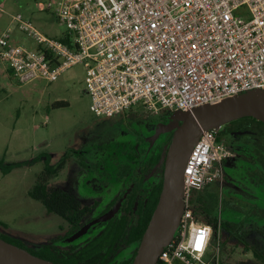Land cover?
<instances>
[{
  "label": "built area",
  "instance_id": "2783aa9c",
  "mask_svg": "<svg viewBox=\"0 0 264 264\" xmlns=\"http://www.w3.org/2000/svg\"><path fill=\"white\" fill-rule=\"evenodd\" d=\"M43 1L39 7L66 28L67 42L43 35L16 15L17 29L35 48L12 44L6 31L0 61L19 83L53 82L82 64L84 91L97 118L136 106L150 116L170 115L264 90V0ZM221 127L202 131L191 149L179 226L156 264H223L220 226L215 234L196 202L203 189L222 184L231 154L219 138ZM205 228L210 231L201 254L189 241Z\"/></svg>",
  "mask_w": 264,
  "mask_h": 264
},
{
  "label": "rangeland",
  "instance_id": "374dc122",
  "mask_svg": "<svg viewBox=\"0 0 264 264\" xmlns=\"http://www.w3.org/2000/svg\"><path fill=\"white\" fill-rule=\"evenodd\" d=\"M43 2L0 0V37L9 31L12 44L35 48V42L20 32L13 22V17L20 15L43 35L62 39L67 33L66 28L57 22L52 11L39 7L38 4ZM84 78L83 65L76 64L53 82L34 79L19 83L0 61V162L3 165H0V235L19 238L32 249L55 239L67 226L62 218L49 214L40 202L30 197V191L47 163L55 166L70 153L69 150L77 152L88 148L84 160L88 164H97L104 158L101 147L127 138L130 125L138 124L136 119L147 116L143 108L136 106L123 115L95 117L89 109ZM59 101L67 106L54 107L53 104ZM78 158L76 154L69 155L63 169L50 179L48 185L74 195L81 193L75 183L74 167L78 165ZM10 165L13 167L4 173L1 167ZM231 188L230 182H222L217 205L213 208L215 215H222L221 202L226 200ZM259 195L260 200L255 203L264 209V192ZM258 226L264 230V222ZM239 237L249 248L245 249L230 234H224L219 246L221 261L225 264H258L250 248L264 245V238L256 232L255 226H243Z\"/></svg>",
  "mask_w": 264,
  "mask_h": 264
},
{
  "label": "flooded vegetation",
  "instance_id": "af4514ba",
  "mask_svg": "<svg viewBox=\"0 0 264 264\" xmlns=\"http://www.w3.org/2000/svg\"><path fill=\"white\" fill-rule=\"evenodd\" d=\"M168 118L169 115H147L143 119H136L138 124L133 122L130 125L127 138L101 147L104 158L97 164H88L84 160L88 148L77 152L69 150L67 159L74 154L79 157L78 165L74 169L77 178L75 183L81 193L74 195L49 186L48 183L47 188L72 196L79 203V207L70 208L68 211H83L84 214L78 221L62 218L67 226L55 239L36 249L24 245L19 238H9L18 241L19 245L16 246L30 253L41 251L40 253L47 255V251H53L61 258L69 260L61 262L63 264L132 262L139 245L138 238L142 236V230L146 229L162 190L164 161L173 132L161 133L157 137L155 135L157 126L166 124ZM219 138L231 154L223 164L222 182H230L233 186L226 195V200L234 202L238 210L231 216L232 221H242L241 227L255 226L256 232L263 237V229L258 224L264 222V209L256 212L241 211L244 210L242 206L258 208L255 202L260 200L259 193L264 192V186L252 179L253 169H258V172L264 170H261L255 159L254 161L248 156L250 150L245 148L247 145L253 146L256 139L248 131L229 129L226 126L221 127ZM67 159L63 161V167ZM121 167L123 173L119 174ZM210 188L219 189L221 186L212 185ZM114 209L116 211L110 219L96 222ZM93 213L97 214L93 216ZM84 227H87V231L74 239Z\"/></svg>",
  "mask_w": 264,
  "mask_h": 264
},
{
  "label": "water",
  "instance_id": "95a60500",
  "mask_svg": "<svg viewBox=\"0 0 264 264\" xmlns=\"http://www.w3.org/2000/svg\"><path fill=\"white\" fill-rule=\"evenodd\" d=\"M251 117L264 124V90L244 92L222 102L195 108L191 111H174L166 124H159L156 137L173 132L168 146L163 171V186L158 203L142 234L131 264H156L162 250L175 236L183 211V172L191 149L202 131L224 126L232 121ZM115 209L96 222L110 219ZM82 228L75 237L83 235ZM0 264H54L37 257L0 238Z\"/></svg>",
  "mask_w": 264,
  "mask_h": 264
},
{
  "label": "trees",
  "instance_id": "16d2710c",
  "mask_svg": "<svg viewBox=\"0 0 264 264\" xmlns=\"http://www.w3.org/2000/svg\"><path fill=\"white\" fill-rule=\"evenodd\" d=\"M64 42H67L66 39H62ZM8 71V70H7ZM9 72V71H8ZM54 107H64L67 106V103L59 101L55 102L53 104ZM226 127H229V129L234 130H241V131H248L251 136H253L256 140L253 141V146H246L245 148L249 151V155L251 156L252 160H256L260 165L261 170H264V124L254 118L246 117L242 118L236 121H232L226 125ZM112 150L109 149V151ZM68 156V155H67ZM65 155L61 163H59L56 166H51L47 163V165L44 167L43 171L40 173V175L37 177V180L32 187L30 191V197L33 200H36L40 202L46 209V211L49 214L57 215L63 219L66 220H73L78 221L82 214H84L83 211H68L70 208L73 207H79V203L70 195H68L65 192H62L60 190L56 189H49L47 188L48 180L56 176L60 170L63 168V161L67 158ZM164 157L162 156V159ZM254 160V161H255ZM254 164V163H253ZM0 165L2 163L0 162ZM256 166V164H254ZM13 166L10 165L8 168L1 167L4 173H7V170L10 171V169ZM123 173V169L121 167V171H119V174ZM131 173L129 172V175ZM252 179L256 180V182H259L264 186V171H259L258 169H253L252 171ZM205 193V194H204ZM217 195H218V189H213L210 187H207L201 191L196 199L197 202V208L198 212L201 214L202 219L205 223L210 224L214 228V233L216 234L218 225L221 229V240H224V234H230L233 238L237 239L238 242H241L245 249H248L247 242L239 237L240 231H241V222H234L232 221V217L234 214H236L237 207L235 206L234 202L231 200H225L224 202H221V206L224 211H222V215L219 217L215 215V211H213L214 206L217 205ZM207 197V201L205 198ZM209 204L207 205L206 202ZM244 210L241 209V211H262L263 209L260 208H248L247 206H242ZM247 215V214H246ZM253 215V214H252ZM146 227V226H145ZM145 229V228H144ZM144 229L142 230L141 234L143 233ZM259 230V229H258ZM261 231V230H260ZM263 238H264V230H262ZM142 236H139L138 240L140 242ZM0 238L4 239L5 241L19 245L18 241H15L12 238L2 236L0 235ZM254 258L257 260L258 264H264V245H261L259 248L257 247H251ZM41 252V251H40ZM40 252H31L34 255L44 258L46 260L54 261L56 264H63L61 262L65 261L68 262L69 260H65L64 258H61L58 254H55L53 251H47V255L40 253ZM132 262H128L127 264H131ZM225 264L224 262H222Z\"/></svg>",
  "mask_w": 264,
  "mask_h": 264
},
{
  "label": "clouds",
  "instance_id": "9594fccd",
  "mask_svg": "<svg viewBox=\"0 0 264 264\" xmlns=\"http://www.w3.org/2000/svg\"><path fill=\"white\" fill-rule=\"evenodd\" d=\"M210 229L205 228L203 231H200L197 235L194 236L193 240H190L189 243L192 244L194 249L201 254L203 253V248L205 244V233L209 232ZM183 247V246H182ZM187 250V249H185ZM177 256H179V252L176 253Z\"/></svg>",
  "mask_w": 264,
  "mask_h": 264
}]
</instances>
